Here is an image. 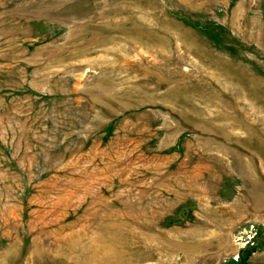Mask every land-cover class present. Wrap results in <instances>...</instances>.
Returning <instances> with one entry per match:
<instances>
[{"label":"rangeland","instance_id":"1","mask_svg":"<svg viewBox=\"0 0 264 264\" xmlns=\"http://www.w3.org/2000/svg\"><path fill=\"white\" fill-rule=\"evenodd\" d=\"M0 264H264V0H0Z\"/></svg>","mask_w":264,"mask_h":264}]
</instances>
